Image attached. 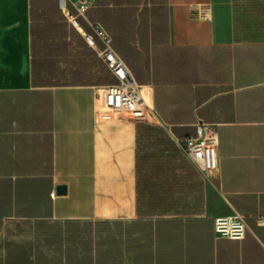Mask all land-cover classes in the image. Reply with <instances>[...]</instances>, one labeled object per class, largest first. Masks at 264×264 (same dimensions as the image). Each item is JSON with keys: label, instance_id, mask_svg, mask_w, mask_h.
Segmentation results:
<instances>
[{"label": "crops", "instance_id": "0c3cea01", "mask_svg": "<svg viewBox=\"0 0 264 264\" xmlns=\"http://www.w3.org/2000/svg\"><path fill=\"white\" fill-rule=\"evenodd\" d=\"M91 25L150 121L216 140L217 168L188 187L179 171L172 204L138 206L141 121L102 111L116 78ZM232 214L240 240L214 232ZM0 264H264V0H0Z\"/></svg>", "mask_w": 264, "mask_h": 264}, {"label": "built area", "instance_id": "2783aa9c", "mask_svg": "<svg viewBox=\"0 0 264 264\" xmlns=\"http://www.w3.org/2000/svg\"><path fill=\"white\" fill-rule=\"evenodd\" d=\"M87 4L86 1L74 3L78 15H84ZM69 17L71 22L75 24L76 17L72 15ZM91 27L92 33L84 34V38L92 47L95 46V38L101 41L102 48L97 50V54L116 78L115 84L108 85L103 89L102 109L107 110V114L114 118L132 117L139 121L149 122V107L125 62L113 49L110 35L98 26L91 25ZM177 143L200 174L206 175L217 168L216 140L204 124H197L193 136H186ZM213 223L214 232L217 236L234 240L242 239L247 229L242 216L239 214L217 216L213 219Z\"/></svg>", "mask_w": 264, "mask_h": 264}, {"label": "trees", "instance_id": "16d2710c", "mask_svg": "<svg viewBox=\"0 0 264 264\" xmlns=\"http://www.w3.org/2000/svg\"><path fill=\"white\" fill-rule=\"evenodd\" d=\"M143 127L138 124V151L136 159V184H137V198L138 206L141 203H158L165 205L167 203L172 204L175 200L174 190H180V183L178 172L181 171L180 165L176 164L175 161L165 156L162 149L161 140L158 138H150L149 148L146 151L141 150L140 133ZM161 130V129H158ZM168 143L172 148V153L175 156L183 154L182 148L179 146L177 141H174L167 134ZM178 141H181L178 140ZM181 143V142H180ZM198 174V181L196 188H200V176ZM197 207L200 204V195L198 193L196 199ZM139 209V207H138ZM139 211V210H138Z\"/></svg>", "mask_w": 264, "mask_h": 264}, {"label": "rangeland", "instance_id": "374dc122", "mask_svg": "<svg viewBox=\"0 0 264 264\" xmlns=\"http://www.w3.org/2000/svg\"><path fill=\"white\" fill-rule=\"evenodd\" d=\"M103 112L107 113V110L102 109ZM152 119V118H151ZM140 125L142 126H150L151 129H148V127H143L140 133V140H141V150L146 151L149 148L150 142H152V138H158L161 140L162 149L164 151L165 156L169 157L173 161L176 162V164L180 165L181 172L185 177V185L192 186L195 182L194 176H193V170H196L192 163L189 161V159L184 154H180V156H175L172 152V148L168 143V137L167 132L156 122L151 120L150 122H140ZM161 129V130H158ZM206 175L202 176L203 181H205ZM188 189V188H187ZM191 189V187H190ZM212 194V193H211ZM215 198V197H214ZM216 199V198H215Z\"/></svg>", "mask_w": 264, "mask_h": 264}, {"label": "water", "instance_id": "95a60500", "mask_svg": "<svg viewBox=\"0 0 264 264\" xmlns=\"http://www.w3.org/2000/svg\"><path fill=\"white\" fill-rule=\"evenodd\" d=\"M182 147L184 148L183 144H182ZM56 192L57 194H64L66 192V187L64 185H60L57 187Z\"/></svg>", "mask_w": 264, "mask_h": 264}]
</instances>
